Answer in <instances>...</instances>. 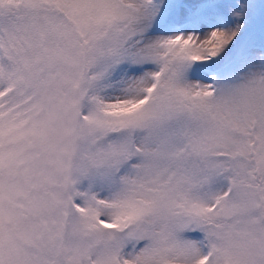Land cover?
<instances>
[{"label":"snow or ice","instance_id":"obj_1","mask_svg":"<svg viewBox=\"0 0 264 264\" xmlns=\"http://www.w3.org/2000/svg\"><path fill=\"white\" fill-rule=\"evenodd\" d=\"M0 264H264V0H0Z\"/></svg>","mask_w":264,"mask_h":264}]
</instances>
